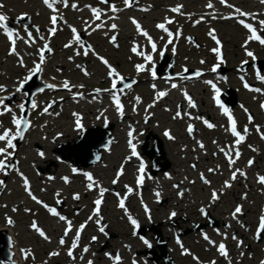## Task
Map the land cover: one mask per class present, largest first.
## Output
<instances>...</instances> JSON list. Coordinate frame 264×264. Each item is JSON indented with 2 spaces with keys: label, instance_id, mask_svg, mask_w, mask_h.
<instances>
[{
  "label": "rangeland",
  "instance_id": "obj_1",
  "mask_svg": "<svg viewBox=\"0 0 264 264\" xmlns=\"http://www.w3.org/2000/svg\"><path fill=\"white\" fill-rule=\"evenodd\" d=\"M66 1L68 4L64 7V0H58L55 4L56 11L54 12L49 7L48 10L43 9L41 0H0V5H3L0 8H4L6 11L2 13L6 17L4 24L13 33L16 49L14 54H10V50L13 47L12 42L8 39L4 29L0 28L2 30L0 32V42L2 44L0 45V85L3 86V89H0V100H3V105H0V112H4L5 106L11 109L10 112L0 115V133L4 129H9L15 133V125L12 122L13 115L17 118L26 116V121L29 123V127L23 132V137L13 141L15 148L8 149L11 156L5 159V156L0 154V159H4L7 165L3 171H0V181H3V184L0 185V230L4 227L11 230L15 228L20 229L18 231V257H15V253L12 252L14 262L9 264H62V260L65 257H67L66 264H88L92 260V264H207L209 261L212 264L213 262L215 264H261L264 261V233H261L259 239H257L256 233L260 217L264 215V185L259 182L260 177H264V108L261 107L264 104V80L260 78L264 77V61H262L264 60V45L256 40H248L250 32L240 21L243 20L245 23L249 21L255 24V29L264 38V28L260 24V21H264V18H262L264 14L262 13L261 17H255L259 19V22L242 16L231 19H226L225 17L235 11L234 8L226 9L229 7L228 5L239 8L244 13L251 11L252 14L249 16L253 17L256 16L257 12L254 4H258L259 7L264 8V3L261 0H226V3H221V0H166L169 5L159 9L150 6L155 4L153 0H134L131 7L129 6L128 8L130 11H134V18L136 20L143 22L142 30L149 34L152 42L156 39L159 43L156 51H153L152 45L148 44L149 40L144 35L138 38L140 47L137 50V46L133 42L125 44L119 40V33L117 34L115 29L111 28L110 21L114 20L120 30L124 31L128 25L125 17L111 10V5L115 7L124 5V3H120V0H107V3L103 2V0ZM209 3L212 4V7L208 9L209 13L205 16L206 19L184 15V13H189L191 10L204 9L208 7ZM75 4L76 7H72ZM178 6L184 7V11L180 13V20L173 24L171 37L180 39V44H177L171 50L163 49L160 45L166 39L162 42L159 41V37L163 33L157 29L156 21L152 18H171L173 14L169 7L176 8ZM138 7H142L145 10L141 12L134 9ZM93 8L100 11V19L95 18L92 11ZM217 9H221L224 13H213ZM53 15L58 17L55 25L57 30L54 34H51L50 29L53 28L51 17ZM108 16H117V18L106 21L105 18ZM86 19L89 21L86 22ZM79 22H82L84 25L77 26ZM97 25L101 26L97 27ZM73 28L76 29L75 34L72 31ZM138 32L137 30L136 33ZM177 32H179V36L176 35ZM29 33H31V39L29 38ZM210 33L214 34L216 39L220 41L219 45H217L216 40L212 38ZM76 35L79 36L78 41L75 39ZM113 36L116 37L115 41L112 40ZM191 36L195 38L196 42L192 40ZM171 37L168 34L165 35L167 39ZM144 40L147 43H144ZM30 44H33V47ZM45 44L51 49V51L44 50V57L50 56V59L47 61L48 72L59 82L53 80L47 81L49 77L43 74V65H41L38 77L30 79L31 81L25 91L23 87V90L17 91L15 87L16 83H21L24 75L30 72L36 63L40 62V50L44 49ZM8 45L10 46L9 50ZM65 45H68V47H65ZM133 47L136 48V52L132 51ZM217 47H223L222 52H220L223 58L221 61H218L220 56L218 58L217 54L213 51ZM86 50L88 51L87 55L84 54ZM249 51L254 54L255 59L247 55ZM179 52L180 58H191L194 62L177 64L175 58ZM7 53L9 54L8 58L5 57ZM138 53H143V55ZM149 55L152 59L147 64H143L145 66L144 70L136 71V66L141 65L142 62H147L145 57ZM132 57L133 59H131ZM101 58L106 60L108 64H105ZM256 59L261 60V62L253 65L252 62L254 63ZM21 60L23 61V65H21ZM244 63L245 65L248 64L245 71L239 69ZM218 64L219 67L216 68V71H213L212 69ZM109 66L111 69H115L118 74L117 76L106 78L109 75ZM257 67L263 68L259 71ZM197 72H200L201 75L197 76ZM182 75L189 78L192 85L195 86L197 99L191 98L195 107L204 105L205 101L211 102L213 97L216 96L221 97L218 103L220 107L225 106L228 110L230 108L234 110L232 114L235 117L237 131L244 136V140L239 144L238 149L240 154L243 153V157H240L231 166L229 163L223 165V178L221 180L208 179L207 187L201 185L202 187L200 188H191V193L187 194L185 200H191V203L199 202V206L194 208L193 214H187L186 211L180 213L181 210L178 209V211H175L177 212V216L172 218L168 210L161 212L159 216H152V218L148 216V218L141 220L136 215L134 217L131 215L133 213L147 215L149 211L146 212L145 208L148 209L150 206L148 202L149 197H155V206H168L167 198L162 196L160 192L161 188L164 186V181H173L174 174H180V165L176 164L183 154L179 157H173V154L169 152L168 145L171 144V141L165 135L166 131L177 141H181V135L187 136V141L189 139L192 140L191 142L189 141L192 147L203 149L211 155L212 163L217 162V151L213 150L209 152L207 148L200 147L201 143L207 147L206 141L211 142L215 138L219 140L228 138L227 143L231 147L238 146L235 143L237 138L230 131L228 115L223 118V125L211 132V135L206 137L203 143L199 135H196L198 126L191 121H187L186 117L181 118L176 115L177 111L181 113L186 106L181 101V98L176 100L175 105H173L172 114H168L166 110L162 111L160 107H155L154 102L151 100V96L155 90L150 85H143L145 80L152 77L169 80ZM121 76L124 78L123 82H120L118 79ZM27 77H30V75ZM114 79L117 80V85L121 84L116 89H112ZM205 79L216 81V84L219 83L218 88H213L209 84L202 86L199 80ZM245 80L250 82L248 88L244 86ZM66 81L69 84L68 88L63 87ZM45 84L53 85L54 87L44 89ZM125 84H129L131 87L125 88ZM40 87L43 89L42 92L38 91L31 96L32 101L29 105V112L26 114L25 104H28L26 102V92ZM70 89L78 92L86 91L100 94V97L96 96V98L103 103L104 108L107 107L106 111L108 113L116 106L115 101L112 102L111 100L114 97L113 94L116 91L126 92L130 100L142 108L152 105L150 108H155L152 112L160 120H163L161 124L165 125L163 126L164 129L154 128L149 117L144 114L140 117L141 122L138 129L132 132V137H129L128 133L133 128L131 118L129 116L126 118L119 116L116 119L117 125L121 124L129 128L128 136L122 143L118 144L121 146L119 149L117 145L115 146V142H113L114 134L117 135L115 124L113 121L106 119H101L95 123L75 129L69 140H65L64 137L51 139L48 142L49 147L46 152L42 151V142L37 141H42L41 134L46 133L49 129L48 127H38L34 132L36 138L31 137L29 144L26 143V135L28 132H31L30 127L37 117L41 119L42 123L43 121L70 122L72 120L73 114L67 115L65 111L76 113L75 108L70 106L64 109L62 114H55V109L53 108L58 99L51 95L53 91L63 93V91H69ZM97 89L101 91L97 92ZM185 89L180 87L177 88V91L180 94L181 92H185ZM217 89L219 90L218 94ZM255 89H259L260 91H255ZM46 92L50 93V95L46 94ZM161 92L166 93V95L161 97L163 102L167 101V97L169 99L173 98V96L167 94L166 90H162ZM225 93L226 97L223 95ZM39 94L40 96L37 97ZM115 94L119 95L120 93ZM83 97L87 100L90 98L86 95ZM33 102H35L36 106H39L37 112H33L35 109L32 108ZM79 102L82 103V100L79 99ZM233 103L234 105L232 106ZM21 104L24 105L23 111L20 108ZM77 104L76 107L80 108L81 105ZM187 104L190 106L189 102ZM45 108L48 109L47 112H44ZM193 113L209 122V119L201 115L199 110H194ZM249 116L252 117L251 121L249 120ZM106 122L114 124H112L110 133V137H112L111 144L113 146L111 145L106 150L102 149L101 154L102 157L104 154L108 157L109 153L116 151V155L114 156L116 160L113 163L119 162L120 164H116V168L113 169L110 163V169L106 173L102 171V158L100 161L85 166V163L93 159L95 152L93 155L91 154L89 159L86 156L81 159V162L75 163L74 160L76 158L71 154L73 151H70V148L67 147L68 142L72 143L71 141L77 139L84 128L95 130L94 125L103 126ZM189 125L193 128L191 134L188 132ZM245 128L248 129L246 133L244 131ZM107 131V129L102 130L101 135L98 136L97 141H101L100 144L105 145L107 143V138H105ZM129 139L135 145L137 153L136 157H134L136 158L135 164L130 166L129 176L136 183L127 184V187L122 190L121 187H124V185L118 186V178L115 176H117L118 172H123L121 165H123V162L128 157L132 156V148L128 143ZM32 140L34 141L33 143H31ZM23 143H26V147L22 150ZM5 147L6 141H0V148ZM143 147H146L145 151ZM160 148H162V155L159 154ZM36 150L42 151L44 156L47 155L51 159L44 158L41 162L33 163L32 153H35ZM69 155V158L62 159L63 156ZM19 156L21 166L18 171H14L17 166V157ZM155 159H157V162H154ZM249 160L253 161L252 164L254 165L248 170L244 169L247 175L243 176L237 172V167H245ZM40 163L44 165H40ZM61 163H64L63 165L67 170L60 171V175L66 178L69 177V179L67 183L65 180H60L59 183L54 185L56 190L62 189V193L59 194L57 191L50 192L52 186L47 183H41L36 178L38 174L48 175L51 171L55 172ZM141 164L144 165L142 173L139 171ZM185 165L193 171L197 167L193 161L187 162ZM216 167H212V171L208 172L216 174ZM73 169L78 170V173L75 174ZM82 169L94 170L92 176L96 183L93 184L91 189L88 187L91 182L87 179L85 180L84 176L81 175ZM152 171L156 172L150 174ZM234 172H236V177L238 178L243 176L241 181L248 179L258 189H253L251 194H248V191H240L238 193L237 188L240 186V183L236 179H232ZM204 173H206L205 170H198L193 174V179L204 183L207 180ZM202 175L204 179H201ZM140 176L143 177V183L150 186L149 189L140 191L142 185H137V178ZM25 178L29 183L33 181L36 185L33 188L32 195L42 203H37L36 200H33L32 196L25 190ZM180 179V182H175L172 185L175 188H179L176 193H180V196L184 198L186 189L183 186L185 187L188 180L183 179L181 175ZM83 180L85 181L84 185L80 183ZM114 180L116 183H113ZM225 182L231 184V187H225ZM245 183H247L246 180ZM101 188L107 191H105L102 198L99 216L86 222V218L94 214L96 206H92L93 200L101 198ZM129 188L132 189L130 193L128 191ZM214 191L218 194V199L220 202L222 201L225 208L233 206L236 208L237 205L242 207V212L237 214V217L241 214L243 216L248 208L256 210L252 215V225L247 224L245 221L246 217L244 216V218H240L239 224L241 229L239 231L229 229V235L235 236L236 239L231 240L234 245H225L228 256L221 255L222 260L219 261H215V257H219L220 255L218 249L212 248V251H207L204 247L206 242H201L200 238L202 236L199 235L201 233H204V236L207 235L214 242L215 246L229 241L228 237L221 238L214 236V233H212L215 229L229 228L230 226L228 219H221L220 216H217L210 209V205L215 203L212 199ZM157 192L160 193L159 198L156 195ZM133 193L134 198H132ZM75 194H79L78 200L73 198ZM121 199L124 200L125 208L119 207ZM128 202L130 208L126 207ZM2 203L6 205L1 207ZM16 203H20L21 205L17 207ZM45 205L48 207H45ZM177 205V202L174 203V209L177 208ZM83 206H86V213L81 214ZM13 209H16V211H13ZM26 209L29 211H26ZM49 209H55L59 213V216L63 215L66 217V221L62 223L59 231H52V225L49 226L47 224L48 220L52 218ZM108 213L113 215L112 223H116L117 225L112 226L111 223L107 222L105 218L110 215ZM59 216L55 219L52 218L54 220L51 223L59 222ZM129 216L137 221L138 226L131 223ZM9 218L12 220L11 224L8 223ZM67 221H71L72 223L70 232L73 231V234L70 241H68L69 234L64 236ZM33 222H36L39 228H45L42 230L47 239L31 227ZM81 224H84L85 227L80 232L78 246L73 249L74 258L69 257L68 250L71 248L76 231L80 228ZM101 227L104 228L103 232L100 231ZM120 232L122 233L118 234ZM241 232L244 234L243 237H240ZM188 235L192 236L189 240H186ZM2 237H6L12 241L11 250L13 251L14 242L12 237L7 234L6 229L2 230ZM93 237H96V239L93 240ZM122 237L126 240H121ZM61 239H64L66 246L60 243ZM132 240L135 241L133 242ZM178 240L180 242L185 241L180 248L181 258L177 262L171 255L169 241L177 243ZM3 241L5 244L7 243L6 240ZM114 241L116 242V246L110 248V244H113ZM159 241H162L161 246L163 244L165 246L166 255L164 256H162V251L158 247ZM89 245L98 252H105L103 253V258L99 259L93 256V252L91 253L92 255H86L84 248L87 247L89 250ZM57 248L58 250L56 251ZM125 250L127 253H125ZM53 252L58 254L50 255ZM117 255L120 257L119 261L115 259Z\"/></svg>",
  "mask_w": 264,
  "mask_h": 264
},
{
  "label": "bare ground",
  "instance_id": "obj_2",
  "mask_svg": "<svg viewBox=\"0 0 264 264\" xmlns=\"http://www.w3.org/2000/svg\"><path fill=\"white\" fill-rule=\"evenodd\" d=\"M153 1H154L155 4L150 5L152 8L161 9V7H165V6L169 5V3L166 2V0H153ZM192 1H194V0H192ZM120 3H122V4L124 3V5L116 7L117 11H115L114 13L120 14L122 17H125V19H127V21H128V25H127V28L124 31L120 30L118 27L115 28V31H116L117 34L119 33V35H118L119 40H121L125 44L133 42V44L135 46H137V50H138L139 47H140V44L138 42V38L142 37V34H141L140 31L138 33H136L137 32V28L132 23V20L135 19L134 18V11H130L129 10V8H128L129 6L125 5V1L124 0H120ZM41 4H42L43 9H45V10L47 9L48 10V6H46L44 4L43 0H41ZM39 6H41V5H39ZM112 6L113 5H111V7ZM254 6L256 7L255 9L257 10L256 16H253V17H251V16H242V17H245L247 19L251 18L254 21L259 22V19L255 18V17H257V16L261 17V14L262 13L264 14V8L259 7L258 4H254ZM53 7L56 9V5H54ZM231 8H234V10L237 9L234 6L228 7L226 9H231ZM0 9H1L0 10V14L6 12L4 8H0ZM7 9H9V8H7ZM134 9L140 10L141 12H143V10H145L142 7H138V8H134ZM169 9H170V11L172 12L173 15L171 16V18L167 17V19L171 20L172 23H170V24L166 23V19H161V18H157V17H154L152 19L154 21H156V26H157V24L164 23L165 27L168 29V31L171 32V31H173V28H172L173 24H175L178 20H180V13H181V11H184V7H180L181 10L179 12H173L172 11L173 8H171V7H169ZM208 9H210V8L209 7H205L204 9H201V10H197V9L194 10V11L191 10V11H189V13H184V15L185 16H192L194 18H199V19H206L205 16L208 15V13H209ZM157 13H159V12L157 11ZM213 13H224V11H222L221 9H217V10L213 11ZM246 13L252 14L251 11L250 12H246ZM240 16L241 15L239 13H237L236 11H234L233 13H230V15H229L230 19L231 18L240 17ZM112 18H117V16H108V17L105 18V20L108 21V20H110ZM262 18H264V17L262 16ZM87 21H89V20L86 19V22ZM136 21L140 24V26L142 28L143 27V22L142 21H138V20H136ZM110 22H111V25L112 24L117 25L115 20L114 21H110ZM246 23L251 24L255 28V26L251 22L248 21ZM123 24L126 25L125 23H123ZM81 25H84V24L82 22H79L77 24V26H81ZM157 29L161 30V32L163 33V35L159 37V41L162 42L163 40L166 39L163 44L161 43V45H160L161 48L171 50V49L175 48L177 46V44H180V39H174L173 37L167 39V38H165V35H167L168 32H165L163 29H160V28H157ZM0 32H2V30H0ZM250 35H251V33H250ZM261 35H262V33H261ZM170 39L172 41L171 43H169ZM143 42L147 43L146 40H144ZM149 43L150 42L148 41V44ZM152 43H155L156 48H157L159 43L156 41V39H155V41L151 42L150 44L152 45ZM0 45H2L1 42H0ZM30 46L33 47V44H30ZM9 49H10V46L8 45V50ZM222 49H223V47H220V51ZM78 54H80V53H78ZM5 55H6L5 57H7V58L9 57L8 53L5 54ZM49 59H50V56H48L47 58L44 59V63L42 64L43 65V70H44L43 74L47 75L49 77V79H47V81H50V80L52 81L53 80V81L59 82L58 80H56L55 77L50 75L49 72H48L47 61ZM131 59H133V57ZM175 59H176V63L179 64V65L181 63H193L194 62L193 59H191V58H180V52L177 54ZM218 61H220V60H218ZM5 62H3V63H5ZM147 63H148V61L145 62V63L142 62L141 64L143 65V64H147ZM109 69H110V67H109ZM37 73L31 74V72H28L26 75H24V78L21 80V82L25 81V78L28 75H30V77H34V76H36ZM107 77L108 78H112L109 75L106 76V78ZM206 81H208V80H206V79L205 80H199V83L202 84V86H207L208 84L209 85L215 84L216 88H218L219 83L216 84L215 83L216 81L214 82L213 80H210L211 83H206ZM20 84L21 83H19V82L16 83L15 87L18 88L20 86ZM24 84H23V87H24ZM173 84L176 85L175 88L172 87ZM48 85L49 84H45L44 89L49 88ZM143 85H150L151 87L154 88L155 91H154V94L151 96V100L154 102L155 107H160L162 111L166 110L168 112V114L173 112V105H175L176 100L181 98L182 99L181 101L186 106L183 108V111L181 112L182 115H180V117L181 118L182 117H186L187 121H191V122L195 123L198 126L197 131H196V135H199V137L201 138V141L203 143L205 141V138L209 137L211 135L210 134L211 132H213L215 129H218L220 126L223 125L222 124L223 118L225 116H227L224 113V109L226 107L225 106L220 107V105L217 102L213 101L212 99H211L212 100L211 102L205 101L204 105H202V106H197V107L188 106V104H187L188 99L186 98L185 93H187V95L190 96L191 98L197 99L196 94H195L196 89H195V86L192 85V83L189 80V78H186L183 75L180 76V77H174L173 79H169V80L168 79L164 80V79H161V78L155 79L154 77H152V78L146 79L145 82L143 83ZM180 87L186 88L185 89L186 91L185 92H181L179 94L178 91H177V88H180ZM162 90H166L167 94L173 96V98L169 99L167 97V101L163 102V100H161V97L158 96V93H160ZM205 91H207V90L205 89ZM50 93H51V91H50ZM50 93L46 92V94H48V95H50ZM115 93H118V94L120 93V94L116 95ZM115 93L113 95H115V96H117L119 98L120 103L122 105V114H121L120 111L117 110L116 106H115V108H112L109 111V113H108L106 111L107 107L104 108L103 103H101V101L98 100V98H96V96L100 97V94H97L96 92H86V91L85 92H78V91L73 90V89H70L69 91H63V93L59 92V91H57V92L53 91L52 94H51L52 97H57V99H58L56 105L53 108V109H55V114H57V115L62 114L64 112L63 110L69 108L70 106H73L75 108L76 113H71L69 111H65L66 112L65 114H67V115L73 114V118L70 117L72 119L70 122H57V121L48 122V121H43V123H42L41 119L39 117H37L35 119V121L33 122V124L31 125V127H30V131L31 132L30 133L28 132L27 135H26V143L29 144V142L31 141V137L32 138H36V134H34V132L36 131V129H38V127H42V126L48 127L49 128L48 131L46 133H44V134L43 133L41 134L42 141H37V142H42L41 143L42 144V148H43L42 151L46 152V150L49 147L48 142L51 141V139L64 137L65 140H69L70 137H72V133H74L75 129L82 128V127L87 126L89 124L95 123L96 121L101 120V119H106V120H109V121H113L114 124H115V128L117 130V135L114 134L113 142H115V146L117 145V148L119 149L121 146H119L118 144L122 143V141L128 136L127 133L129 132L128 131L129 128L127 126H124V125H121V124L117 125L116 119L119 116H122L124 118L129 116L131 118V121L133 123V128L130 130L131 132H134L136 129H138V126L140 125V122H141L140 117H142L144 114H146L149 117L150 121L153 123L154 128H157V129H160V130L164 129L163 126H165V125L161 124L163 122V120H160L159 117L156 116L152 112V110H154L155 108H150L149 106H146V107L142 108L137 103H135L132 100H130V98L127 96L126 92H118V91H116ZM84 95L89 96L90 97L89 100H87L85 97H83ZM39 96H40V94L37 97H39ZM197 96H198V94H197ZM79 99L82 100V103L79 102ZM111 100H112V102H114V98H112ZM77 103H79V105H81L80 108L76 107L78 105ZM38 108H39V106L37 105L36 108L33 110V112L34 111L37 112ZM230 109H231V111H229V113L231 114V116L234 119L235 117L232 114V112H234V110L232 108H230ZM194 110H199L201 112V115H203V116H205V117H207L209 119V122L206 123V121L204 119L196 116L193 113ZM2 113L4 114L5 112H2ZM77 117H79V126L77 125ZM208 123L213 124L214 127L209 128L207 126ZM110 124H113V123L112 122H106L103 126L94 125L93 127H95V130H94V132L92 134H90V137H88L87 139H85L84 138L85 136H83L81 134V136L78 139H74L73 141H71L72 143L68 142L67 147L70 148V151H73L71 154H73V156L76 158L75 159V163L81 162V159L83 157H86V156L89 159V152H88V148L89 147H88V145H90V143L92 142V140H93L92 138H97L98 136H100L101 135V131L104 130V129H108L110 127ZM100 129H102V130H100ZM82 132L86 133L87 132V128H84L82 130ZM171 137H173V136L171 135ZM180 137H181V141H177L173 137V139H170L171 144L168 145L169 152H171L173 154V157H179L181 154H183V156L180 157V160L177 161V164H176V165H180V174H174L175 177H173V181H171V180L164 181V186L161 188V191H160L162 196H165L167 198L168 206H166V205L165 206L164 205L155 206V197L154 198L149 197V200H148V202L150 204V206L148 208L149 213L147 212V215H140V214H134L133 213L131 215L132 217H134L136 215L139 219L143 220L145 218H148V216L151 217V218H152V216H154V217L155 216H159V214H161V212L168 211V210H169L170 216H171V213L175 212V211H178V209L181 210L180 213H182V211H186L187 214H193V210H194V208H197L199 206V202L198 203H195V202L191 203V200L186 201L185 197L187 196V194L191 193V188H193V189L196 188V187L200 188V187H202L201 185H203L204 187L208 186V183H205V182L201 183L200 181L193 179V174H195L198 170L202 169V170H205V172H206V173H204V175L207 177V181H208V179H210V180H216V179L218 180V179H220L221 180L223 178V165L226 164V163H229V157L226 156L225 153L226 152L230 153L231 154V158L234 159L235 162H237L240 157H243V153L240 154L239 158H236V156L234 154L235 153L234 151H238L239 145L231 147L227 143L228 138H225L223 140H219L218 138H215L211 142L210 141H206L207 147L203 144V146H204L203 148H207L209 152H212L213 150H216L217 153H218L217 154V160H216L217 162L216 163H212L211 162L212 158H211L210 154H208L203 149H198L196 147H192V145L189 144L192 140L189 139L190 142L187 141L188 140L187 136L181 135ZM94 141H96L99 144L101 143V141H97L95 139H94ZM33 142L34 141L32 140L31 143H33ZM26 143L22 144V150L26 147ZM222 148L224 149V151H221ZM42 151L40 152V151L36 150L35 153H32L33 154V158H32L33 159V163L41 162L44 158L51 159L47 155H46L47 157L44 156V155L41 156L40 153H42ZM109 152H110V150H109ZM112 152L113 153H109L108 157L105 154L102 157V162H103L102 164L103 165L101 167L103 168L102 169L103 173H106L107 170L110 169V163L113 166V169L116 168V164H120L119 162H117L116 164L113 163L116 160V157H114L116 155V151H112ZM189 155H191V157H189ZM64 157L65 158H69L70 155L69 156H64ZM134 157H136V156L132 155L131 157H128L126 159V161L123 162V165H121L123 167L122 174H120L119 177L115 176V177L118 178L117 185L118 186L119 185H124V187H121L122 190L127 186V184H131V183L135 184L136 183L129 176L130 166H133L135 164V159L136 158H134ZM192 161L195 162L196 165H197V167L195 168L196 169L195 171L190 170L185 165L187 162L190 163ZM41 164L44 165L43 163H40V165ZM63 164L64 163H61L60 167H58L55 172L51 171V173L48 174V175H46V174H38L36 179L39 180L41 183H47V184L51 185L52 187L50 189V192L51 191H57L59 194L62 193L61 192L62 189L56 190L54 185L59 183L60 180H64V178H65L64 176L60 175V171H66L67 170L66 167ZM253 165L254 164L249 165V163H248V164L245 165V167L238 166L237 170H240L239 173L243 172L244 175H247L244 169L248 170ZM20 166H21V162H20V156H19V157H17V166H16V169L14 171H18ZM215 166H217L216 167L217 168L216 174L208 172L210 169H212V167H215ZM93 172H94L93 169H87V170L82 169L81 175H83L85 180H86L87 178L84 175V173H89V174L92 175ZM180 175L183 176V179H187L188 180V182L186 183L185 187L183 186V188L186 189L185 192H184V194H185L184 198L182 196H180V193L179 194L176 193V191L179 188H175L172 185L175 182H180V180H181L180 179ZM243 176H241L240 178L236 177V180L239 181V183H240V186L237 188L238 189L237 190L238 193H240V191H248V194L249 193L251 194L253 192V189H258V187L255 184H252L250 181H248V179H243V181H241V178H243ZM60 177H62V179H60ZM67 179H69V177H67ZM245 180L247 181V183H245ZM84 182L85 181L83 180L80 183L82 185H84ZM141 185H142V187H140V191L150 188V186H148V184H146V183L145 184L142 183ZM197 185H200V186H197ZM29 186H30V191L33 192L34 191L33 188L36 186L33 183V181H32V183H29ZM43 189L46 190L45 187H43ZM132 198H134V193L132 195ZM176 202L178 203V205L176 206L177 208L174 209V203H176ZM4 205H6V204L2 203L1 207H4ZM15 205L17 207H19L21 204L20 203H16ZM126 205H127L126 207L130 208L129 202ZM92 206H96L94 204V200H93V205ZM85 207L86 206H83V210H82L81 214L86 213V208ZM210 209L212 211H214L217 216H220L221 219H223V220H227L228 219L229 222H230L229 228L215 229L212 232V233H214V236H217V237H221V238L228 237L229 241H227L225 243L226 246L234 245V243L231 242V240L233 239V236L229 235V229H234V230L239 231L241 229L240 224H239V222L241 221L240 218H244V216L246 217L245 221L247 222V224L252 225V223H253L252 222L253 221L252 220V215H253L254 212H256V210H254L252 208H248L244 212L243 216L241 214L239 217L236 216L235 218H233V212L235 210V207L233 206V207L225 208L224 204L222 203V201L220 202L219 199L215 200V203H212L210 205ZM108 211H109V209H108ZM154 211H155V213H154ZM110 212H112V210H110ZM175 213H176V215L174 217L177 216V212H175ZM108 214H110V213H108ZM50 216H52V218L55 219L57 216H59V213L56 216H54V215H52V213H50ZM98 216L99 215L91 214L92 219L95 218V217H98ZM100 216H101V214H100ZM88 217H90V216H88ZM88 217L86 218V222L91 220ZM171 217L173 218V216H171ZM52 218H51V220H48L47 224L49 226L52 225V228H51L52 231H54V232L55 231H59V229L62 227V223L64 221L58 220L59 222H52L51 223V221L54 220ZM105 219L107 220V222L109 224L111 223L112 226L117 225L116 223H112L113 222V215L112 214L108 215ZM3 229H6L7 230V234H9L12 237L13 242H14V250H13V252L15 253V257H18L17 256V253H18V250H19V248H18V246H19V234H18V231H20V229L15 228L14 230H11L10 228L4 227V228H2L0 230V238L2 237V230ZM40 229L42 230V229H45V228H40ZM121 233L122 232H120L118 234H121ZM72 234H73V231L69 233L68 241H70V238H71ZM199 235L202 236V238H200V240H202L201 242H203V241L206 242V245L204 247H205V249L207 251H212V248L213 249L214 248L218 249L219 245L215 246L213 243H209L208 240L204 239V233L203 234L201 233ZM191 236L188 235L186 237V240L187 239L189 240ZM243 236H244V234L241 232L240 233V237H243ZM83 240H85V238H83ZM121 240L125 241L126 239H124L122 237ZM132 241L134 242L135 240H132ZM184 241L185 240H183L181 242L179 241V243L178 242L175 243L173 241H169V249H170L171 255L173 256V258L177 262L181 258V256H180V248L182 247V243H184ZM115 243L116 242L114 241V243L110 244L109 247L113 248V246H116ZM64 246H66V244H64ZM57 250H58V248L56 249V251ZM92 252H93V256H95V257H97L99 259H102L103 258L102 257L103 253H105V252H102V251L98 252V251L94 250V248H92L91 245H89V250L87 252H85V253H86V255H92L91 254ZM125 253H127L126 250H125ZM215 258H216L215 261L222 260L221 254L219 255V257H215ZM121 259H123V258H121ZM66 260H67V257L63 258L62 264H66L67 263V262H65ZM68 264H70V263H68ZM207 264H212V263L209 261Z\"/></svg>",
  "mask_w": 264,
  "mask_h": 264
},
{
  "label": "snow or ice",
  "instance_id": "obj_3",
  "mask_svg": "<svg viewBox=\"0 0 264 264\" xmlns=\"http://www.w3.org/2000/svg\"><path fill=\"white\" fill-rule=\"evenodd\" d=\"M43 2H44V4H45L46 6H48L49 8H51L54 12L56 11V9H55L53 6L58 2V0H43ZM64 2H65V6H67V2H66V0H64ZM103 2L107 3V0H103ZM261 2L264 3V0H261ZM221 3H226V0H221ZM125 5H126V6H130V0H125ZM228 6H229V7H232V5H228ZM0 7H3V5H0ZM72 7H76V5H72ZM208 7L211 8V7H212V4L209 3V4H208ZM111 10H112L113 12L117 11V9H116L115 6H112ZM92 11H93V14H94L95 18H96V19H100V15H101L100 11H98V10L95 9V8H93ZM172 11H173V12H179V11H180V6H178V7H176V8H173ZM235 11H236L237 13H239L241 16H248V15H250V14H248V13H244V12H242L239 8L235 9ZM5 20H6V17H5L4 15L0 14V28H3V29H4V31L6 32V34H7V36H8V39L12 42L13 47H12L11 50H10V54H14V53L16 52V49H15V40L13 39V33H12V31L9 30V29L6 27V25L4 24V21H5ZM57 20H58V17H57L56 15H53V16L51 17V22H52V24H53V28L50 29V33H51V34H54V33L56 32V30H57L56 27H55V25H56V23H57ZM240 22H241V23L243 24V26H244L246 29H248V31L251 33V35L248 37V40H256V41H259V43H261L262 45H264V38H262L260 35L257 34V30H256L251 24H249V23H245L243 20L240 21ZM132 23L136 26L137 30L141 32L142 35H144L145 37L148 38L149 42L151 43V42H152V38L149 36V34H148L146 31H143V30H142L140 24H139L135 19L132 20ZM166 23H169V24H170V23H172V21L166 18ZM260 24H261L262 28H264V21H260ZM100 26H101V25H97V27H100ZM116 27H117V25H115V24H112V25H111V28H112V29H115ZM157 28L163 29L165 32H168L169 37L172 36V33L168 31V29L165 27V24H164V23L157 24ZM72 31H73L74 34L76 33V29H75V28H73ZM176 35L179 36V32H177ZM210 35H212V38H213L214 40H216L217 45H219V44H220V41L216 39L215 35L212 34V33H210ZM29 38L31 39V33H29ZM75 39L78 41V40H79V36L76 35V36H75ZM112 40L115 41V40H116V37L113 36V37H112ZM171 42H172V41H171V39H170V40H169V43H171ZM246 43H247V41H246ZM65 47H68V45H65ZM89 47H90V46H89ZM45 49H47L48 51H51V49L48 48V45L45 44L44 49H41V50H40V62H39V63H36V64H35V67H34L33 69L30 70L31 74H35V73L41 71V65L44 63V59H45V57H44V50H45ZM152 49H153V51H156V45H155V43H152ZM132 51H133V52H136V48L133 47ZM213 51L217 54V56H218V58H219V56H220V48L217 47V48L213 49ZM84 54L87 55V54H88V51L86 50ZM138 54L143 55V53H138ZM247 55H248L249 57H252L253 59H255V56H254V54H253L252 52H250V51L247 52ZM101 59L103 60V58H101ZM145 59H146L147 61H151L152 57L149 55V56H146ZM103 62H104L105 64H108V62H107L106 60H103ZM201 63H203V61H201ZM21 65H23V61H22V60H21ZM109 67H110V66H109ZM144 67H145V66L142 65V64L136 66L138 72L144 70ZM217 67H219V64L216 65L212 70H213V71H216V68H217ZM117 75H118V74L116 73L115 69H111V67H110L109 76H110V77H115V76H117ZM196 75L199 76V75H201V73H200V72H197ZM29 78H30V77H26V78H25V81L21 82L20 86L17 88V91H20V89L23 87V84H24V83L27 81V79H29ZM260 78H261L262 80H264V77H260ZM118 79H119L120 82H123V79H124V78L121 76V77H118ZM206 83H211V81H206ZM212 86H213V88H216V85H215V84H213ZM244 86H245V88H248V87H249V85H248L247 83H245ZM48 87H54V86H53V85H48ZM63 87H65V88H68V87H69V84H68L67 81L64 83ZM116 87H117V80L114 79V80H113V83H112V89H116ZM124 87H125V88H128V87H131V85H129V84H125ZM172 87L175 88L176 85L173 84ZM0 89H3V86H2V85H0ZM99 91H101V90L97 89V92H99ZM105 91H108V90H105ZM121 91H123V89H121ZM255 91H260V90H259V89H255ZM218 93H219V90L217 89V94H218ZM164 95H166V93H164V92H160V93H158V96H159V97H163ZM185 96H186V98L188 99L189 105H190L191 107H195V104L193 103L191 97L188 96L187 93H185ZM113 98H114V101H115V104H116V108H117V110L120 111L121 114H122V105H121V103H120L119 98H118L117 96H115V95H114ZM137 99H138V98H137ZM0 105H3V100H0ZM151 106H152V105H149V107H151ZM261 107L264 108V104H262ZM20 108H21V111H23V109H24V105L21 104V105H20ZM32 108H36V104H35V102L32 103ZM47 110H48V109L45 108L44 111L47 112ZM3 111H4V112H10L11 109L8 108L7 106H5L4 109H3ZM224 113H225L226 115H228L229 122H230V131H231L232 135H233L234 137L237 138L236 141H235V143H236L237 145H239V144L244 140V136L241 135V133L237 131L236 122H235V120L233 119V117L231 116V114L229 113V110H228L227 108L224 109ZM2 114H3V113L0 112V115H2ZM180 114H181V113H180L179 111H177V114H176V115H177V116H180ZM74 115H75V114H74ZM251 119H252V117L249 116V120H250V121H251ZM12 122H13V124L15 125V129H16L15 133H13V132H12L11 130H9V129H4V130L2 131V133H0V141H6V147H5V148H0V154H3V155L5 156V159H7L8 157L11 156V153L8 152V149H14V148H15V144L13 143V141L16 140L17 138H22V137H23V132L26 131L27 128L29 127V123H28L27 121L24 120L23 116H21L20 118H17L15 115H13V121H12ZM206 123H207V122H206ZM77 125L79 126V117H77ZM207 126H208L209 128L214 127V125L211 124V123H208ZM192 131H193V128H192L191 125H189V127H188V132L191 134ZM244 131H245V133H246V132L248 131V129L245 128ZM128 135H129V137H132V132L130 131V132L128 133ZM165 135L168 136L169 139H173V137H171L167 131L165 132ZM128 143H129V146L132 148V155L135 156V155L137 154L136 151H135V145L132 143V140H131V139H129ZM198 143H199V142H198ZM200 147H201V148L204 147L202 143L200 144ZM221 151H224V149L222 148ZM225 154H226V156L229 157V165L231 166L232 164H234V163H235V160L231 158V154H230V153H227V152H226ZM40 155L43 156V153H40ZM235 156H236V158H239V156H240L239 151H236V152H235ZM248 163H249V165H251V164L253 163V161L249 160ZM6 167H7V165L5 164V160H4V159H0V171H3ZM75 171H76V169H73V172H75ZM139 171H140L141 173L144 171V165H143V164H141ZM209 171H212V170L210 169ZM239 171H240V170H237V172H239ZM120 174H122V173H119V172H118V173H117V176L119 177ZM240 174H241V175H244L243 172H240ZM84 175H85L86 178L91 182V183H89V185H88L89 189H91V188L93 187V184H95L96 182L94 181V178H93V176H92L91 174H89V173H84ZM201 179H204L203 175L201 176ZM232 179H233V180L236 179V172L233 173V175H232ZM64 180H65L66 183L68 182V179H67L66 177L64 178ZM259 182L262 183V184H264V177H260ZM113 183H116V181L114 180ZM142 183H143V177L140 176V177L137 178V185H141ZM205 183H208V181L205 180ZM2 184H3V181H0V185H2ZM24 186H25V190L28 192L29 195L32 196V199H33V200H36L37 203H42V202L39 201L34 195H32V193L30 192L29 182H28V180H27L26 178L24 179ZM96 186L99 187L98 184H96ZM224 186H225V187H231V184H229L228 182H225V185H224ZM126 187H127V186H126ZM105 191H107V190L101 188V189H100V197H101V198L96 199V200L94 201V204L96 205V208H95V210H94V215H99V209H100V205H101V203H102V198H103V195H104V192H105ZM128 191H129V193H130V192L132 191V189L129 188ZM57 195H59V194H57ZM156 195H157V197L159 198L160 193L157 192ZM73 198L78 200V199H79V194H75ZM218 198H219V197H218V194L214 191L213 194H212V199H213V201L217 200ZM58 203H59V201H58ZM45 207H48V206L45 205ZM119 207H121V208H125V204H124V200H123V199L120 200V202H119ZM145 210H146V212L148 211L147 208H145ZM13 211H16V209H13ZM26 211H29V210L26 209ZM49 211H50V212L52 213V215H54V216L58 215V213L55 211V209H49ZM125 211H127V210L125 209ZM201 211H203V209H201ZM241 212H242V207H241L240 205H237L236 208H235V210H234V212H233V218H235L236 215L239 214V213H241ZM175 215H176L175 212H172V213H171V216L174 217ZM59 219H60L61 221H66V217H64L63 215H60V216H59ZM89 219H92V217L90 216ZM129 219H130V221H131V223H132L133 225H137V221H136L135 219H133L131 216H129ZM8 223H9V224L12 223V220H11L10 218H9V220H8ZM97 223H99V221H97ZM137 226H138V225H137ZM31 227H32L34 230H36V231H37L42 237H44L45 239H47V236L45 235V233L43 232V230H41V229L38 227V225H37L36 222H33V223L31 224ZM84 227H85V225H84V224H81V225H80V228L76 231V236H75V238H74L73 241H72L71 248H69V250H68V256H69V257H73V249H75V248L78 246V242H79V239H80V232L84 229ZM71 229H72V223H71V221H67V227L65 228L64 236H67V235L69 234V232L71 231ZM100 231L103 232V231H104V228L101 227V228H100ZM261 233H264V215H262V216L260 217V222H259V226H258V228H257V233H256V237H257V239L260 238ZM95 239H96V237H93V240H95ZM204 239H205V240H208L209 243H214L213 241H211V240L209 239V237H208L207 235L204 236ZM233 239H236V237L233 236ZM177 242L179 243V240H178ZM60 243L63 245V244L65 243L64 239H61V240H60ZM145 243H147V241H145ZM87 251H88V248L85 247V248H84V252H87ZM185 251H187V250H185ZM218 251L220 252V254H221L222 256H225V257L228 256V253H227V251H226V246H225L224 243H220V244H219V246H218ZM57 254H58V253H55V252L50 253V255H57ZM106 255H107V254H106ZM241 255H243V253H241ZM73 258H74V257H73ZM81 258H82V257H81ZM115 259H116L117 261H119V259H120L119 255H117V256L115 257ZM88 264H92V261H89ZM213 264H215V262H213ZM261 264H264V261H262Z\"/></svg>",
  "mask_w": 264,
  "mask_h": 264
},
{
  "label": "water",
  "instance_id": "obj_4",
  "mask_svg": "<svg viewBox=\"0 0 264 264\" xmlns=\"http://www.w3.org/2000/svg\"><path fill=\"white\" fill-rule=\"evenodd\" d=\"M261 61H256L255 63H260ZM240 69L244 70L246 68V66H242V67H239ZM259 70H261L262 68L261 67H258ZM38 77V73L36 74V76L32 77V78H37ZM31 78V80H32ZM30 80V81H31ZM27 82L24 86H27L29 83ZM118 86H121V85H118ZM42 88H38V89H34L32 91H27L28 93V98L29 96L31 97V95L35 94L36 92L38 91H41ZM226 95V93L224 94ZM234 105V103L232 104V106ZM111 128H112V124H110V127L107 129V135L105 136V138H107V143L104 145V144H99L97 143L95 140H97V138H92V142L90 143V145H88V152L91 153L92 155L94 154L95 152V156L93 157V159L86 163V165H89L90 163H94V162H97L99 161L101 158H102V154H101V150L102 149H108L111 145V142H112V137H110V133H111ZM91 131V133H90ZM93 133V130H88V132L84 133L83 136H85L84 138L87 139L88 137H90V134ZM87 134V135H86ZM99 141V140H98ZM99 144V145H98ZM146 145V143H145ZM94 148V150H93ZM144 151L146 150V147H143ZM90 154V155H91ZM159 154H163L162 152V148L159 149ZM97 155V156H96ZM65 158V157H64ZM157 159L154 160V162H157L156 161ZM153 172H156V171H153ZM3 240H6V244ZM5 246V247H4ZM11 248H12V241L6 237H1L0 238V262L1 263H11L12 262V256H13V253L11 251Z\"/></svg>",
  "mask_w": 264,
  "mask_h": 264
}]
</instances>
